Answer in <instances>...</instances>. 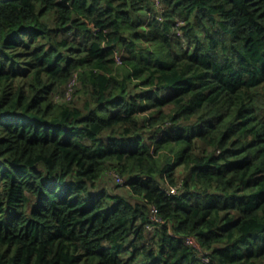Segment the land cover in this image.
I'll list each match as a JSON object with an SVG mask.
<instances>
[{"label":"trees","instance_id":"1","mask_svg":"<svg viewBox=\"0 0 264 264\" xmlns=\"http://www.w3.org/2000/svg\"><path fill=\"white\" fill-rule=\"evenodd\" d=\"M162 1L0 0V264H264V0Z\"/></svg>","mask_w":264,"mask_h":264},{"label":"built area","instance_id":"2","mask_svg":"<svg viewBox=\"0 0 264 264\" xmlns=\"http://www.w3.org/2000/svg\"><path fill=\"white\" fill-rule=\"evenodd\" d=\"M153 2H154V6H155V10H156L157 14L160 13V11L162 12V10H164V3L162 0H160V1L159 0H153ZM150 16H151V14L149 15V18H150ZM148 22H149V20H148ZM178 23H182V22L179 21ZM121 56H122V52L120 50L115 52L114 59H115V62L117 65H120L122 63ZM78 86H79V82L77 79V75H74L65 84V86H63L61 89L56 91V93L53 95V102L54 103H66V102L68 103V102H70L73 99L75 91L78 88ZM110 177L114 180L116 185L121 186V187H125V188H129L130 182L127 181L126 178L122 177L119 174V172H117L116 170H114V169L111 170ZM163 189L169 195H176L180 191L183 190V181L180 180L175 185H171L169 183H164ZM150 212H151L153 220H155L156 223H155V225H150L148 227V229L150 231H154V229L159 225L158 223H162L163 221L159 218L156 207L152 206L150 209ZM183 242L187 246H195L198 248L197 242L195 241V239L193 237H184ZM204 261L207 262L208 259L204 258Z\"/></svg>","mask_w":264,"mask_h":264},{"label":"rangeland","instance_id":"3","mask_svg":"<svg viewBox=\"0 0 264 264\" xmlns=\"http://www.w3.org/2000/svg\"><path fill=\"white\" fill-rule=\"evenodd\" d=\"M160 1V0H159ZM149 15L150 13L148 11H143L139 13V19L141 20V23H143L142 29L144 30L146 25L148 24V20H149ZM181 24V23H179ZM185 47H188L187 45H185ZM102 188H106L108 189L110 192H115V193H119L125 196H130V190L126 189V188H122L118 185H116V183L114 182V180L110 177L107 176L104 181L100 182L98 189H102ZM132 199V197H131ZM133 201V199H132Z\"/></svg>","mask_w":264,"mask_h":264}]
</instances>
